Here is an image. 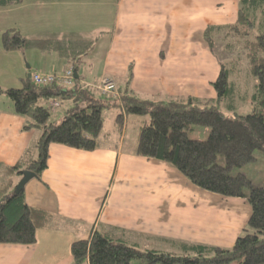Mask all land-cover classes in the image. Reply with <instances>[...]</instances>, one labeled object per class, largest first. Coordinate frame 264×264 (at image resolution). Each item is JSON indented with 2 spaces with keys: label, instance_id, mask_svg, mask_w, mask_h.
Returning a JSON list of instances; mask_svg holds the SVG:
<instances>
[{
  "label": "crops",
  "instance_id": "0c3cea01",
  "mask_svg": "<svg viewBox=\"0 0 264 264\" xmlns=\"http://www.w3.org/2000/svg\"><path fill=\"white\" fill-rule=\"evenodd\" d=\"M239 7V0H23L0 5V34L17 30L30 41H94L88 57L98 55L100 48L97 72L89 81L86 74L93 66L87 57L77 72L79 85L91 90L108 77L117 91L113 98L96 94L104 110L113 111L98 150L50 145L47 169L24 191L28 205L53 220L37 232L34 245H0V264H73V243L93 231L178 255L190 244L222 249L236 244L251 215L246 200L210 194L169 164L137 156L139 133L148 118L126 115L120 132L114 102L127 89L155 103L216 99L212 84L225 62L211 51L204 34L208 28L236 24ZM33 51L47 57L46 65L28 72L27 80L35 73L58 74L59 65L61 73L73 69L57 53ZM54 101L59 107L53 109L52 120L58 123L75 102L67 96L48 106ZM27 124L13 105L0 111L2 166H14L36 149L42 130H25Z\"/></svg>",
  "mask_w": 264,
  "mask_h": 264
},
{
  "label": "trees",
  "instance_id": "16d2710c",
  "mask_svg": "<svg viewBox=\"0 0 264 264\" xmlns=\"http://www.w3.org/2000/svg\"><path fill=\"white\" fill-rule=\"evenodd\" d=\"M23 0H5L0 5L19 4ZM236 24L225 28H208L205 39L212 52L216 37L232 39L225 50L240 54L239 60L221 63L217 81L212 84L216 99L197 98L151 102L138 98L130 90L118 96L114 106L119 108L116 123L123 131L125 116L147 117L139 133L135 154L146 159L165 162L177 169L191 184L208 193L229 199H242L251 207L246 228L231 249L190 244L184 254L155 249H142L111 235L93 231L86 240L72 245L73 264H264V185L254 184L245 174L232 175L233 170L255 164V153L264 154V0H239ZM262 29L261 34L256 29ZM6 51L23 49L57 53L79 72L87 57L94 51L95 42L88 41H30L19 31L2 34ZM243 56V57H241ZM245 62L255 79V93L248 98L254 108L251 114L226 116L219 105L236 97V83L229 64ZM132 69L129 82L132 79ZM75 81L73 90L66 93L57 86L37 87L25 80L20 89L3 91L17 115L28 119L25 130L41 129L36 149L38 160L27 152L10 167L0 164L4 182L0 185V245L31 246L37 242V232L48 227L53 216L32 208L25 191L16 192L21 172L31 171L40 178L47 169L51 144L93 152L102 145L104 101ZM72 96L75 108L68 111L60 123L53 122L52 100ZM60 98V99H58ZM106 98V97H104ZM115 98V97H114ZM120 98V99H119ZM231 110L236 109L234 105ZM192 127L209 129L208 140L188 137Z\"/></svg>",
  "mask_w": 264,
  "mask_h": 264
},
{
  "label": "rangeland",
  "instance_id": "374dc122",
  "mask_svg": "<svg viewBox=\"0 0 264 264\" xmlns=\"http://www.w3.org/2000/svg\"><path fill=\"white\" fill-rule=\"evenodd\" d=\"M262 29L258 27L256 29L257 34H261ZM3 34V33H2ZM2 34H0V86L2 90L5 92L8 89H20L23 86L22 80H26L28 76V72L34 71L38 69L40 66L43 67L46 65V59L47 57L43 55L42 53H39L37 51H33L30 49H23L22 51H6L3 47V41H2ZM232 39H224V36H221L220 38L215 40L216 43V53L219 57H221V60L225 62L226 64L230 60H239L240 54H237L236 52L233 54H229L225 47L227 43L231 42ZM100 49V48H99ZM98 49L97 52L100 54V50ZM96 52V53H97ZM98 55H91L88 57L87 62L88 64L93 66V69L91 66H89L90 73L86 74V77H88V80L90 81L93 77H95V74L97 72V65L98 60L101 56ZM243 57V56H241ZM57 58V57H55ZM247 61L244 60L243 63L239 64V61H234L233 63L229 64L230 68L233 71L232 80L236 84V97L232 101H225L221 105H219V110L222 114H225L226 116L232 115H247L251 114L253 112V104L248 100L249 97H251L255 93V79L252 75H250V70L248 66L245 64ZM29 67H31V70H28ZM52 67V64L47 65V72L50 73V69ZM96 68V69H95ZM42 69V68H41ZM63 66H58V74H62ZM42 72V70H39ZM83 70H81L80 76H84ZM22 79V80H21ZM101 82V81H100ZM92 92L95 94H98L100 96L113 98V93H107L104 94V92L101 90L100 85H97L96 88L91 89ZM117 92V91H116ZM241 97H248L244 100H241ZM13 105L10 99L7 98L6 94L3 93L0 96V111L6 110L8 106ZM234 105L236 109L231 110L230 107ZM110 113V114H109ZM133 115H131L132 117ZM104 119H105V126L104 128H110L109 121L111 122L113 117V111H106L104 110ZM136 117V116H133ZM149 119V118H148ZM61 122V121H60ZM58 122V123H60ZM112 123V122H111ZM34 132L35 129H33ZM210 130L202 128V127H192L191 130L188 133V137L193 140H201L206 141L208 140ZM33 158L35 160H38L39 153L37 149L32 150ZM255 156L257 158V161L255 164L244 166L243 169H235L233 170L232 175H246L251 181L254 182V184H263L264 185V154L262 151H257L255 153ZM4 182L3 174L0 170V185ZM171 250V249H166ZM176 251V250H175ZM175 251H171L169 253H175ZM166 252V251H165ZM177 254V253H176ZM183 254V253H182ZM178 255V254H177Z\"/></svg>",
  "mask_w": 264,
  "mask_h": 264
},
{
  "label": "built area",
  "instance_id": "2783aa9c",
  "mask_svg": "<svg viewBox=\"0 0 264 264\" xmlns=\"http://www.w3.org/2000/svg\"><path fill=\"white\" fill-rule=\"evenodd\" d=\"M32 82L40 88L49 87V86H57L60 87L66 92V90H70L74 87V71L73 69H69L62 74H33ZM100 88L104 92L107 93H116V84L114 80L111 78L105 77L100 82ZM113 94V95H114ZM59 103L57 101L53 102V108H58Z\"/></svg>",
  "mask_w": 264,
  "mask_h": 264
},
{
  "label": "water",
  "instance_id": "95a60500",
  "mask_svg": "<svg viewBox=\"0 0 264 264\" xmlns=\"http://www.w3.org/2000/svg\"><path fill=\"white\" fill-rule=\"evenodd\" d=\"M74 76L76 79H78V73L77 71H74ZM21 180L17 184L16 192L20 193L25 190L26 185L33 179L37 178V175L31 171H23L21 172Z\"/></svg>",
  "mask_w": 264,
  "mask_h": 264
}]
</instances>
